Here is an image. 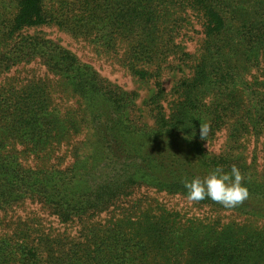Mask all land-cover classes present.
<instances>
[{
	"label": "trees",
	"instance_id": "1",
	"mask_svg": "<svg viewBox=\"0 0 264 264\" xmlns=\"http://www.w3.org/2000/svg\"><path fill=\"white\" fill-rule=\"evenodd\" d=\"M0 264H264V0H0Z\"/></svg>",
	"mask_w": 264,
	"mask_h": 264
},
{
	"label": "clouds",
	"instance_id": "2",
	"mask_svg": "<svg viewBox=\"0 0 264 264\" xmlns=\"http://www.w3.org/2000/svg\"><path fill=\"white\" fill-rule=\"evenodd\" d=\"M208 126L200 124V136L208 133ZM243 176L238 167L233 165L230 171L216 167L203 178L194 177L184 180L187 197L192 201L211 199L226 208L235 207L248 198V189L243 185Z\"/></svg>",
	"mask_w": 264,
	"mask_h": 264
},
{
	"label": "rangeland",
	"instance_id": "3",
	"mask_svg": "<svg viewBox=\"0 0 264 264\" xmlns=\"http://www.w3.org/2000/svg\"><path fill=\"white\" fill-rule=\"evenodd\" d=\"M48 35V37L50 38H59L61 40V43L64 46H67L69 48H73L74 50H76L79 54H82L83 56L87 57L88 55H90L91 53L87 51L86 48H84L85 42L82 40H75L73 39L71 36L63 33V32H59L57 29H49L45 31ZM27 71L32 73V74H36V75H43L45 74L46 70L42 67V66H38V65H29L27 66ZM119 171H112L111 169L109 171H107L101 178V180L104 179H109L114 177L115 175H118ZM100 174L97 175V177L95 176V179L98 181L100 179ZM28 211H40V208L36 205L30 206L28 207ZM50 220L54 221V218H49ZM54 225L58 228V224L57 222L54 221Z\"/></svg>",
	"mask_w": 264,
	"mask_h": 264
}]
</instances>
